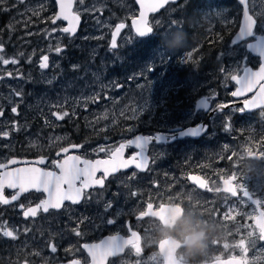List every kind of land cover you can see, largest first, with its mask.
<instances>
[{"label": "rangeland", "instance_id": "rangeland-1", "mask_svg": "<svg viewBox=\"0 0 264 264\" xmlns=\"http://www.w3.org/2000/svg\"><path fill=\"white\" fill-rule=\"evenodd\" d=\"M181 4H170L151 15L149 23L154 32L146 38L138 37L130 25L138 11L134 0H75L73 11L82 19L75 35L62 31L65 26L62 20L53 23L54 0H7L0 5L3 46L0 55L18 61L6 65L0 62V74L4 75L0 85V111L4 113L0 116V132H9L6 138L0 136V157L6 159L15 150L52 152L71 139L76 142L75 135L79 138L77 142L85 143L86 154H105L120 140L136 133L165 131L203 117L201 110L194 109L198 97L213 99L214 106L226 102L236 85L226 78L229 73L221 69L235 74L241 64H256V60L244 43L230 42L218 51L214 68H207V60L199 52L200 37L194 31L200 29L207 36L213 26L230 28L240 19V7L236 2L227 6L223 0H206L205 6L196 10L195 18L188 21L178 14ZM249 7L257 19L255 31L264 30V0H249ZM118 23H124L125 27L113 49L111 32ZM56 46L63 49L60 54H56ZM42 55L49 56L47 69L39 67ZM8 73L12 75L5 76ZM15 91H22V96L14 95ZM14 105L18 106L16 114L11 111ZM64 111L69 115L58 121L54 113ZM235 111V107L226 109L210 118L206 141L201 140L202 135L201 143H183L178 148H186V153L197 163L207 160V197L183 185L184 199L189 197L188 204L192 206L190 213L196 214L190 224L203 227L202 217L207 211V246L241 247L243 255L248 253V264L262 258L259 255L264 252V237L255 225L257 207L241 194L234 197L223 191L221 179L237 177L234 184L248 189L259 199V207L264 211V161L250 157L255 151L252 148L249 152L238 149L240 139L228 140L236 139L233 135L246 130L248 144L253 142L264 150L261 145L264 132H254L258 119L246 120L248 126L240 127L243 120L237 118ZM225 123L230 124L228 130ZM167 141L150 144L152 164L148 175L130 169L113 177L123 197L135 185L140 192L171 188L167 181L154 183L156 174H169L166 168L162 169V162L175 153L176 139ZM182 154L185 156V152ZM243 158L248 163L241 170L239 161ZM93 198H98L96 193ZM217 207L219 210L215 211ZM75 212L73 207L62 212L64 224L53 228L51 235L44 238L36 248L38 256L45 259L54 256L46 247L50 242L61 243L65 250L73 248L71 236L60 231L70 230V224L77 220ZM106 221L102 218L104 225Z\"/></svg>", "mask_w": 264, "mask_h": 264}, {"label": "flooded vegetation", "instance_id": "flooded-vegetation-1", "mask_svg": "<svg viewBox=\"0 0 264 264\" xmlns=\"http://www.w3.org/2000/svg\"><path fill=\"white\" fill-rule=\"evenodd\" d=\"M235 26H237V23ZM256 34L264 35V30L257 31ZM252 39H254V37L246 38L237 44L244 43L246 49V44ZM251 56L255 58L256 64L250 62L241 64V69L238 73H235L236 75H240L247 67H250L251 69H256L258 67L260 58L252 54ZM70 63L75 64L77 62L70 61ZM67 66L69 67L68 64ZM5 76L9 75L6 74ZM3 79L4 75L0 74V85L2 84ZM231 97L232 93L230 96H227V99H225L227 101L223 103L235 101V99ZM247 98L249 97L247 96L238 100V104L234 106L237 110L234 112V114L237 116V118L243 120V123L240 127L246 128V125L248 126L249 122H246V120L258 119V124L254 125V132H264V106L253 109L249 112L239 111V109L243 107L241 101H244ZM209 101L211 107H213L215 104L214 100L209 99ZM200 112L204 114L203 117H199L198 119H195V121H192L186 125H194L204 119L210 124V118H212V116L215 114H213L207 120V111ZM57 120L59 121L61 119ZM186 125L178 124L165 131H175L174 128L178 126L183 127ZM0 126H2L1 123ZM237 133L236 135H233L237 136L236 139L232 140L231 138H228V140L236 141L237 139H240L241 145L240 147L237 146L238 149L249 152V148H252L255 151H252L250 157L257 162L264 161V150L259 149L253 142L248 144V139L250 138L246 139V130L242 133H239V131ZM206 134L207 131L205 134H203L204 137L200 136L197 139L188 137L181 139L176 138V141L173 142L175 153L172 156L165 157L162 162V169L166 168L169 171L168 176H165L162 173L156 174L154 176V183H157V181H167L168 183H171L170 189H164L162 191L140 192L137 190V185L134 184L136 188H131L128 195L123 197L118 185L116 184V181L113 180V177L118 176L124 171H119L118 173L110 175L107 178L104 177L103 173L98 172L95 176V179L99 180L100 178H103V188L95 186L85 191L84 198H82L78 204L65 202L60 209H49L47 213L43 212V210H40L36 217L28 218L24 217L23 212L28 207H35L38 203H40V201L46 199V195L42 191L38 192L35 190H30L28 192L22 193L18 200L12 201L8 205L0 204V228L3 229V232L5 230H12L15 235V239L10 237L6 238L0 230V264H57L70 260H79L81 264H84V262L87 261V264H91V257H89L87 252L83 249L84 244L99 242L104 236L117 235L123 239H128L131 236V232L136 233L134 248L136 253H139V255H137L130 247L125 249L122 248V252L119 255L115 257H109L105 261V264H219L217 262L218 260L227 258L236 259V261H233L232 264H247L246 255L248 253L245 252V255H243L244 251L238 246L229 247L220 245L212 247L207 246L206 241V246L203 248V250L195 252L191 255H188L184 248L181 247L179 232L182 230L186 222L192 228H203L207 233V211L202 217L205 222L203 227H194L193 224H190L191 219L195 218L196 214L190 213V210L192 211V206L188 204L189 197L184 199L186 197V190L183 188V185L186 184V186L193 187L197 192L205 193L207 197V189L209 184L207 182V160L206 162L204 161V163H197L194 157L191 158L189 154L186 153V148L185 150H180L178 147H181L183 143L195 144L201 143V140L206 141ZM200 138L202 139L200 140ZM74 140L76 141V139ZM69 145H78L79 148L72 150L67 154L60 153L62 148ZM261 145H264V141H261ZM116 147L117 145L112 146L105 154H101L99 152L86 154L85 143L80 141L73 142L71 139L67 144L55 148L52 152H47L46 150H15L13 153L9 154L6 159L0 157V164H7L8 161L12 159L15 161V163L12 165H7V170L27 165H35L44 171H54L59 173L58 168L55 167L53 162H61V160L65 158L66 155L76 154L80 160L107 158ZM131 149L132 148L130 147H126L123 156L127 157L132 154L133 151H131ZM187 149H190V147H187ZM182 152H185V156L182 154ZM41 158H43V163L38 162L41 160ZM150 158L151 165L152 155ZM168 161H171L170 166L167 165ZM247 163L248 161L245 158L241 159L239 161V168L244 170L247 166ZM133 170L136 174L143 175H148L151 171L150 167H148L147 171L145 172H139L135 169ZM4 171L5 169H0V173H3ZM189 174L200 175L203 179L204 188H199L190 182L187 178ZM232 176L234 175H230L227 178ZM224 179H221V183ZM79 183L80 182L77 181V184ZM234 189L236 194L234 195L231 192L234 197H239V194L244 196L243 192L245 193V191L239 192L235 187ZM244 190H247L249 195H251V192L248 189ZM17 191L18 189H10L6 187L3 190V195L6 198L11 199V196ZM132 192H135L136 195L132 196ZM94 193H96L98 198H93ZM101 194H103V196H101ZM166 195H169V198H167ZM251 196L253 197V195ZM244 197L250 200L247 196ZM199 198L200 197L197 199ZM108 202L111 204V208L106 210L105 206ZM21 205L24 207L21 208ZM165 205L177 206V209L180 208L178 209V214H172V218L167 219L162 218V216L155 217L153 213ZM68 207H73L76 209L74 214L77 217V220L74 224H70V230H62L60 232L62 234L68 233L75 245L72 249L65 250L61 247V243L56 241L50 242L48 245H46L49 250L51 245H55L57 247V251L53 253L54 256L50 259H45L38 256L36 248L41 246L45 237L51 235L53 228H59L64 224L65 216H63L62 212ZM256 207L257 210L260 208L259 203ZM216 210H219V207H217L215 211ZM53 216L61 217L57 219ZM102 218H106L107 220L114 219V222L111 224L106 222V225H108V227H106V225L102 223ZM80 221H83V223ZM76 228H79V230L82 232V236L75 235L73 229ZM158 230L160 232H158ZM172 254L174 255V258L171 260L170 257ZM259 256L262 258H259L248 264H264V252Z\"/></svg>", "mask_w": 264, "mask_h": 264}, {"label": "snow or ice", "instance_id": "snow-or-ice-1", "mask_svg": "<svg viewBox=\"0 0 264 264\" xmlns=\"http://www.w3.org/2000/svg\"><path fill=\"white\" fill-rule=\"evenodd\" d=\"M7 2V0H0V5H3ZM60 12L53 20L55 23L56 19H64L69 21V26L62 29L64 33L75 35L76 31V24L79 21V16L75 13L70 11L71 3H65V0H58ZM141 8L144 9L140 12V20L139 22L134 21L135 32L139 36H145L154 32L153 26H150L148 21L145 18L146 11H157L165 6V4L169 3V0H157L155 3L144 4V0H139ZM244 5V4H242ZM4 10H7L6 8ZM244 15V25L242 32L244 33H251L254 28L255 20L252 15H249V11H243ZM125 25L120 23L115 28V33H119L121 29H123ZM177 27L176 22H172V28ZM111 47L115 49L117 47L115 35L111 41ZM63 49L60 46L55 47L56 54H60ZM3 52V46L0 44V53ZM191 54H189L190 56ZM0 62L3 64H16L18 61L16 59H5L3 55H0ZM39 67L41 69H47L49 67V56L42 55L39 63ZM77 67V66H73ZM150 70V69H149ZM222 72H228L229 75L226 78H230L232 81H235L236 84L239 85L236 91L232 92V95L239 96L247 91H251L255 86L257 80L264 81V61H262L259 70L256 72H251L249 70H245L244 76L240 77L236 74H231L230 70L228 69H221ZM7 75L11 76V73ZM51 83V81H49ZM14 95L22 96V91H15ZM258 101H264V88L260 89V95L251 101L246 100L244 106L239 109V111H245L246 109H252L256 106ZM224 106H216L218 110H222ZM18 110V106H13L11 111L16 114ZM3 111H0V116H3ZM57 119H64V117L68 116L69 113L64 112H57L54 113ZM230 128V124L225 123V129L228 130ZM0 136L8 137L9 132L2 131L0 132ZM149 140L140 136H137L135 140H130L129 144H135L138 148H143L144 144H148ZM73 147H76L73 145ZM126 147V145H120L118 149L114 152L115 159L112 160L111 164L105 162L104 173L105 175L109 174V168L113 172L119 171L120 168H126L131 164L133 161L136 160L137 157H133L132 161H124L119 160L120 153ZM63 152H67V148H62ZM100 151H104L103 148ZM137 156H140V162L135 164V167L138 169H144L147 166V158L143 157L141 153H138ZM43 158L39 161V163H43ZM11 163H15V161H11ZM55 167L58 168L59 174L54 171H44L39 168H26V169H17L15 171H8L7 164H0V169H5L3 173H0V204L8 205L12 201H16L19 199L22 193L29 191L30 189H35L36 191H42L48 193V198L45 200L40 201L35 207H28L24 212L23 215L25 218L28 217H36L37 213L40 210L47 213L49 209H60L65 201H70L73 204L80 203L81 199L84 198L85 189L92 188L94 186H99L103 188L104 182L102 180H94L93 174L96 170H98L100 164L97 162L93 164L91 161L88 160H80L77 157H71L70 160L66 159L62 162H53ZM80 165H83L81 167ZM135 175V174H133ZM77 181L80 182L79 187H77ZM224 182V181H223ZM237 177L232 176L231 184L240 189L245 191V195L247 196L248 193L246 190L243 189V185H238ZM67 187H64V186ZM13 188L18 189V191L11 196V199L6 198L3 195L4 188ZM230 193L231 192H226ZM132 196H135L136 193L132 192ZM254 203H258L253 201ZM151 206V205H149ZM24 206L21 205V208ZM111 208V204L108 202L105 206V209L108 210ZM86 219V218H85ZM83 223V221H80ZM107 223L111 224L114 222V219H109L106 221ZM76 236H82V232L79 228L73 229ZM3 235L6 237H10L15 239L14 232L12 230H6L3 232ZM135 232H131V236L128 239H123L119 236H109L108 239L102 240L99 244H84L83 249L87 252L88 256L91 257V264H105V261L109 257H115L119 255L122 251L121 249H125L130 247L135 251L134 248V241H135ZM50 251L55 253L57 251V247L55 245L50 246ZM136 253V251H135ZM139 255V253H136ZM72 264H81L79 260H73ZM87 264V261L84 262Z\"/></svg>", "mask_w": 264, "mask_h": 264}, {"label": "water", "instance_id": "water-1", "mask_svg": "<svg viewBox=\"0 0 264 264\" xmlns=\"http://www.w3.org/2000/svg\"><path fill=\"white\" fill-rule=\"evenodd\" d=\"M134 1H135L136 5L138 7V11H137V15L130 20V25H131L132 30L136 34L135 27H134V21L139 22V20H140V12L142 10H144V9L141 8V5L139 3V0H134ZM180 1H182V0H169V3L165 4V6L163 8L158 9L155 12H153V11H146L145 12V18H146V20L149 23V17L151 15L159 13L162 9H164L169 4H176V3H179ZM54 2L56 4V13H55V17H56L59 14V12H60V7H59L58 0H54ZM68 2L71 3V9H70V11L72 13H75V14H77L79 16V21L76 24V31H75V34H76L78 32V29H79V26L81 24V20L82 19H81V16L77 12H74L73 11V5H74L75 0H65V3H68ZM155 2H157V0H144V4H146V5L147 4H150V3H155ZM236 2L241 7V14H240V19H239V25H238L236 31L233 33V35L231 37V42L233 44H237V43L241 42L242 40H244L246 38L254 37V39H252L250 42H248L246 44V49L252 55L258 56L260 58V63H259V65H258V67L256 69H251L250 67H247V68H245L243 70V72L240 75H238L240 77H243L244 76V72H245L246 69L249 70V71H251V72H256V71L259 70V67H260L262 61H264V35H262V34H256L254 32V28H255V24H256V19L251 14V12H250V9H249V0H236ZM242 4H244V5H242ZM244 10L245 11L248 10L249 11V15H252L253 18H254V20H255L254 28H253V31L251 33H244V32H242L243 25H244V20H245L244 15H243V11ZM55 17H54V19H55ZM57 20H59V19H56L55 21H57ZM60 20H62L63 22H65L64 28L69 26V21L68 20H64L62 18ZM117 25H119V24H117ZM149 25H150V23H149ZM116 26L114 27L113 31L111 32V41H112L114 35H115V39H117L118 36H119V34H120V32H121L120 31L119 33H115ZM151 34H148V35H145V36H139L138 34H136V35L138 37L144 38V37L150 36ZM233 82L235 83V81H233ZM258 84H259V86H258ZM238 87H239V85L236 84V88H235L234 91H236ZM261 88H264V81L257 80L255 86L253 87V89L251 91H247V92L243 93L242 95L235 96V97L232 95L233 98L236 99L235 101L230 102V103H217L213 108L211 107L210 101L206 97H198L195 100L194 108L196 110L207 111V120H208V118H210L213 114L217 113L218 111H223V110H226V109H229L231 107L236 106L238 104V100L239 99L244 98V97H246L249 94H252V95L249 98H247L246 100L251 101V100L256 99L260 95V89ZM246 100L241 101V103L243 104V106H244V103H245ZM216 106H224V107H223L222 110H218L216 108ZM262 106H264V101H258L257 104H256V106L254 108H252V109H246L245 111H248L249 112V111H252L253 109H256V108H259V107H262ZM208 127H209V124L204 119V120H202L199 123L194 124V125H189V126H186V127L178 126V127L174 128L175 129V131H174L175 133L174 132L169 133V132H164V131H155L152 134L137 133L136 135L132 136L131 138L127 139L126 141L119 143V147H120V145L123 144V145H126V147L127 146H131V147H133V148L136 149V151L133 154H131L130 157L124 158L123 154H124V150L126 148L125 147L122 150V152L120 153L119 160L132 161V158L133 157H137L136 160L133 161L131 164H129L128 167H126V168H120V170H128L130 168H135V169L143 172V171H145L147 169L148 163H149V159H150L149 156L147 155L148 145L150 143H153V142L154 143L166 142L167 141V138H169L167 142H172L173 140H175L176 136L178 138H183L185 136H189L191 138L197 139V138H199L200 136H202L203 134L206 133V131L208 130ZM137 136H140V137H143V138L148 139L149 140V143L148 144H144L143 145V148H138V147H136L135 144H129V141L130 140H135V138ZM75 146L76 147H73V145L66 146L64 148H67L68 151L67 152H63L62 149H61L60 150V153L67 154V153H70V151L76 150V149L79 148L78 145H75ZM116 149H118V148H116ZM116 149H114L111 152L110 156L107 157V158H98V159H94V160L81 159V160L91 161L93 164H96L97 162H99L100 166H99L98 170H96L94 172V174H93V179L94 180H98V179H95V176H96V174L98 172H102L104 174V177L107 178L108 176H110L112 174H116L117 172L120 171L119 170V171L113 172L111 170V168H109V174L108 175H105V173H104V167L106 166L105 165V162H108L109 164H111L112 160L115 159V157H114L113 154H114V152H115ZM138 153H141L143 157L147 158L148 163H147V166L144 169H138V168L135 167V164L136 163H139L140 162V158H141L140 156H137ZM71 157H77V155L76 154L66 155L65 158H63L61 160V162L64 161V160H66V159L70 160ZM11 161H13V160L12 159L9 160L8 163H7V165H12L13 163H11ZM36 161H38V160H36ZM80 166L83 167V165H80ZM26 168H38V167L35 166V165H27V166H23V167H19V168H11L8 171H15L17 169H26ZM57 174H59V173H57ZM187 178H188V180L190 182H192L193 184H195L197 187L204 188L203 179H202V177L200 175L189 174ZM231 178L232 177L222 180V189L224 191L232 192L235 195L236 192H235L234 186L231 184ZM99 180H102L103 181V178H100ZM79 185H80V183L77 184V187H79ZM64 187H67V186L65 185ZM10 189H13V188H10ZM89 189H85V191L86 190H89ZM30 190H35V189H30ZM246 192L248 193L247 197L250 199V201L252 203H254L253 201L259 202V200H257V198H254L251 195H249V192L247 190H246ZM43 193L46 195V199H47L48 198V193H46V192H43ZM243 195L246 196L244 192H243ZM65 202H70V201H65ZM254 204L255 205H258V203H254ZM176 209H177V206L165 205V206H162L160 209L156 210L153 214H154L155 217H159V216L161 217L162 216V218H164V219L172 218V214H174V215L175 214H178V211H179L178 209H180V208H178L177 210ZM257 211H258V214L255 217V224H256L257 227L260 228L262 235H264V215H263V210L260 209V208H258ZM147 214H149V213H147ZM114 236H117V235H114ZM108 237L109 236H104L99 242L92 243V244H99L102 240L108 239ZM173 258H174V255L172 254L171 257H170V259L172 260ZM233 261H236V259H233V258L220 259L217 262L219 264H232ZM72 262H73V260H70V261H67V262H62V263H57V264H72Z\"/></svg>", "mask_w": 264, "mask_h": 264}, {"label": "trees", "instance_id": "trees-1", "mask_svg": "<svg viewBox=\"0 0 264 264\" xmlns=\"http://www.w3.org/2000/svg\"><path fill=\"white\" fill-rule=\"evenodd\" d=\"M208 1V0H207ZM228 6L235 4V0H223ZM182 3L178 11V14L185 20L189 21V18L194 19L196 10L200 11L206 3V0H186ZM211 2H209L210 4ZM207 4V5H209ZM199 9V10H198ZM237 23V22H236ZM235 23V24H236ZM235 24L230 28H221L220 26L214 27L212 31L207 32V36L204 35L200 29L194 31V35L198 34L200 37V50L202 57L207 60V68H214L216 62L214 61L219 50L223 49L230 43L232 33L235 31ZM76 141L78 137L75 135Z\"/></svg>", "mask_w": 264, "mask_h": 264}, {"label": "clouds", "instance_id": "clouds-1", "mask_svg": "<svg viewBox=\"0 0 264 264\" xmlns=\"http://www.w3.org/2000/svg\"><path fill=\"white\" fill-rule=\"evenodd\" d=\"M181 247L188 255L203 250L206 246L208 235L203 228H192L187 222L179 232Z\"/></svg>", "mask_w": 264, "mask_h": 264}]
</instances>
